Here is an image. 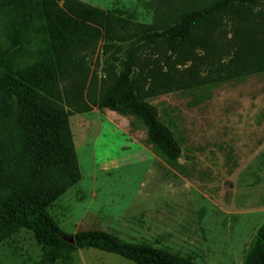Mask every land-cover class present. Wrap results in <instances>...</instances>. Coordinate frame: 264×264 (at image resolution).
Returning <instances> with one entry per match:
<instances>
[{"label": "rangeland", "instance_id": "obj_1", "mask_svg": "<svg viewBox=\"0 0 264 264\" xmlns=\"http://www.w3.org/2000/svg\"><path fill=\"white\" fill-rule=\"evenodd\" d=\"M80 1L163 30L181 13L213 0ZM8 2L13 14L0 25V113L17 99L7 87L11 71L1 51L12 55L20 48L13 42L17 19L29 29L43 17L40 0H0V6ZM259 2L264 10V0ZM103 45L89 61L95 97L130 49L129 43ZM142 56L160 55L148 48ZM200 93L147 98L181 143L178 169L157 154L144 123L132 115L95 108L70 117L81 180L47 208L67 235L102 230L196 264L246 262L264 224V72ZM42 255L35 232L25 227L0 244V264H41ZM73 263L136 264L92 248L76 251Z\"/></svg>", "mask_w": 264, "mask_h": 264}, {"label": "trees", "instance_id": "obj_2", "mask_svg": "<svg viewBox=\"0 0 264 264\" xmlns=\"http://www.w3.org/2000/svg\"><path fill=\"white\" fill-rule=\"evenodd\" d=\"M40 1L43 17L31 23L35 26L27 29L16 20L13 42L20 48L12 55L1 51L11 71L7 87L17 99L0 113V244L25 227L42 246L41 264H74L73 254L90 248L136 264H196L102 230L67 235L47 208L81 180L69 121L74 113L97 108L138 118L157 154L180 168L181 143L147 98L171 92L196 96L199 90L203 97L223 83L263 73L260 0H213L181 13L163 30L80 0ZM12 5L0 6V25L9 23ZM118 43H129L130 49L120 70L108 73L95 97L90 58L101 44L107 49ZM148 48L160 56L144 59ZM255 262L264 264V224L244 264Z\"/></svg>", "mask_w": 264, "mask_h": 264}, {"label": "water", "instance_id": "obj_3", "mask_svg": "<svg viewBox=\"0 0 264 264\" xmlns=\"http://www.w3.org/2000/svg\"><path fill=\"white\" fill-rule=\"evenodd\" d=\"M68 241H70V242H73L74 240H73V238H70V239H67Z\"/></svg>", "mask_w": 264, "mask_h": 264}]
</instances>
